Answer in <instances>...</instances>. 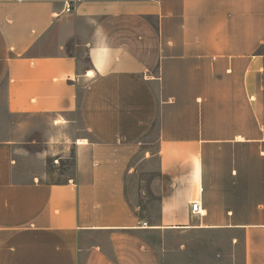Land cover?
Here are the masks:
<instances>
[{
    "label": "crops",
    "instance_id": "1",
    "mask_svg": "<svg viewBox=\"0 0 264 264\" xmlns=\"http://www.w3.org/2000/svg\"><path fill=\"white\" fill-rule=\"evenodd\" d=\"M0 102L87 130L57 181L0 140V264H162L168 230H228L264 264V0H0ZM155 128L142 226L127 178Z\"/></svg>",
    "mask_w": 264,
    "mask_h": 264
},
{
    "label": "rangeland",
    "instance_id": "2",
    "mask_svg": "<svg viewBox=\"0 0 264 264\" xmlns=\"http://www.w3.org/2000/svg\"><path fill=\"white\" fill-rule=\"evenodd\" d=\"M2 101V100H1ZM53 115H11L0 102V140L13 142L20 175L40 171L45 179L57 181L72 175L75 146L72 139L87 130L80 119L62 127ZM157 129L143 139L139 154L131 162L127 196L139 215L152 225L159 214V158ZM228 230H168L153 237L162 264H243L240 236L235 244Z\"/></svg>",
    "mask_w": 264,
    "mask_h": 264
},
{
    "label": "built area",
    "instance_id": "3",
    "mask_svg": "<svg viewBox=\"0 0 264 264\" xmlns=\"http://www.w3.org/2000/svg\"><path fill=\"white\" fill-rule=\"evenodd\" d=\"M64 10L66 12H70L72 10V5L67 4ZM190 208H191V212L194 213V214H201L202 213V206H201L200 202L197 201V200L196 201H193L191 203ZM141 225L142 226H147L148 223L145 222V221H143V222H141Z\"/></svg>",
    "mask_w": 264,
    "mask_h": 264
}]
</instances>
